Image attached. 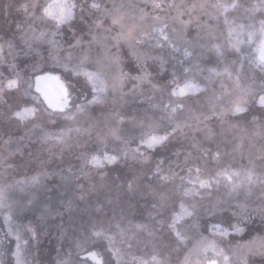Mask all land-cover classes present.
I'll return each mask as SVG.
<instances>
[{"label": "rangeland", "instance_id": "rangeland-1", "mask_svg": "<svg viewBox=\"0 0 264 264\" xmlns=\"http://www.w3.org/2000/svg\"><path fill=\"white\" fill-rule=\"evenodd\" d=\"M263 32L264 0H0V264H264Z\"/></svg>", "mask_w": 264, "mask_h": 264}, {"label": "water", "instance_id": "water-1", "mask_svg": "<svg viewBox=\"0 0 264 264\" xmlns=\"http://www.w3.org/2000/svg\"><path fill=\"white\" fill-rule=\"evenodd\" d=\"M257 59L264 62V32L259 43ZM32 91L36 94L42 105L51 113H64L69 109V97L64 84L57 75L42 74L33 77ZM90 264H101L102 259L98 252L91 251L79 257Z\"/></svg>", "mask_w": 264, "mask_h": 264}, {"label": "trees", "instance_id": "trees-1", "mask_svg": "<svg viewBox=\"0 0 264 264\" xmlns=\"http://www.w3.org/2000/svg\"><path fill=\"white\" fill-rule=\"evenodd\" d=\"M72 152H73V151H72ZM68 155H69V154H67V156H68ZM76 155H77V154H76ZM67 156H66V154H64V157H65V158H66ZM74 156H75V155H74Z\"/></svg>", "mask_w": 264, "mask_h": 264}]
</instances>
